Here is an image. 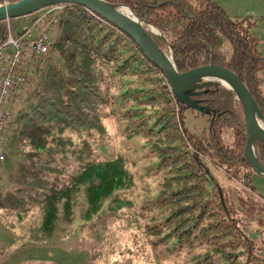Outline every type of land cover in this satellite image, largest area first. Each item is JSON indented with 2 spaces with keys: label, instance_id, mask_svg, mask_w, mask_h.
Instances as JSON below:
<instances>
[{
  "label": "trees",
  "instance_id": "16d2710c",
  "mask_svg": "<svg viewBox=\"0 0 264 264\" xmlns=\"http://www.w3.org/2000/svg\"><path fill=\"white\" fill-rule=\"evenodd\" d=\"M105 1L128 6L141 21L156 28L161 35L152 34L154 41L171 54L178 71L212 63L238 74L253 95L264 126V56L255 49L258 38L222 7L211 0ZM50 8L55 10L50 17L55 36L48 38V49L35 64L39 80L24 93L7 126L9 132L23 122L16 133V144L25 145L19 142L22 140L35 143L19 146L25 159L38 154L33 149H45L55 120L68 136L76 134L74 129L101 133L115 116L122 138H149L173 172L167 178L173 188L162 192L154 206L164 218L146 225L152 240L163 241L170 251L173 247L186 248L204 237L221 249L219 256L238 259L242 253H233L232 246L238 245L235 231H239V212L209 176L213 166L254 192L249 180L254 172L243 153L245 121L235 93L215 82L188 92L192 105L183 103L162 72L120 29L82 5L43 9ZM41 10L0 21V43L9 28L19 35L17 24ZM188 109L207 117L199 135L186 130L184 113ZM229 133L231 142L223 137ZM253 149L264 164V143L254 140ZM18 170L25 172L24 180L32 173L25 161L19 163ZM101 180L102 193L119 189L112 187L116 178L108 172ZM19 185L25 190L26 185ZM17 202L24 203L22 199ZM145 202L148 208L154 203L146 197ZM242 240L238 246L246 250Z\"/></svg>",
  "mask_w": 264,
  "mask_h": 264
},
{
  "label": "rangeland",
  "instance_id": "374dc122",
  "mask_svg": "<svg viewBox=\"0 0 264 264\" xmlns=\"http://www.w3.org/2000/svg\"><path fill=\"white\" fill-rule=\"evenodd\" d=\"M211 1L256 35L255 49L264 56V0ZM8 3L0 0V6ZM54 12V8L42 9L15 30L24 38L46 32L52 39L50 17ZM35 64L31 73L36 83ZM29 90L21 92L20 103ZM184 116L186 130L201 134L206 115L188 109ZM110 123L101 133L74 129L76 134L67 136V130L55 120L45 149H33L38 154L31 160L25 159L20 147L35 143L22 140L19 142L25 145L16 144L23 122L6 130L0 173V264H264V177L256 173L250 177L251 192L210 167L212 182L239 212L237 243L244 239L248 248L232 246L233 253H242L238 259L219 256L221 249L204 237L186 248L168 251L163 241L152 240L146 225L164 218L154 206L162 192L173 188L167 181L173 172L149 138L126 140L119 135L115 116ZM223 137L233 141L231 133ZM24 161L32 170L26 180L25 172L18 170ZM104 172L116 178L112 187L119 189L102 193ZM19 183L26 185L25 190ZM145 197L154 202L150 208ZM19 199L24 201L22 205L17 204Z\"/></svg>",
  "mask_w": 264,
  "mask_h": 264
},
{
  "label": "water",
  "instance_id": "95a60500",
  "mask_svg": "<svg viewBox=\"0 0 264 264\" xmlns=\"http://www.w3.org/2000/svg\"><path fill=\"white\" fill-rule=\"evenodd\" d=\"M62 4L82 5L128 35L151 63L162 72L171 91L181 102L192 105L188 100V92L215 82L232 90L241 104L245 121L244 157L253 172L264 177V164L255 157L253 149L254 140L264 143L261 113L253 95L239 75L224 66L212 63L178 71L171 54H166L152 37V34L161 35L160 32L141 21L128 6L134 18L122 13L118 8L121 4H112L105 0H17L0 6V21L27 16L45 7ZM204 78L210 80L202 82Z\"/></svg>",
  "mask_w": 264,
  "mask_h": 264
},
{
  "label": "built area",
  "instance_id": "2783aa9c",
  "mask_svg": "<svg viewBox=\"0 0 264 264\" xmlns=\"http://www.w3.org/2000/svg\"><path fill=\"white\" fill-rule=\"evenodd\" d=\"M14 35L8 30L0 43V173L4 162L3 146L7 144L5 132L14 116L21 92L31 89L35 79L32 67L48 49V35L38 32L28 38Z\"/></svg>",
  "mask_w": 264,
  "mask_h": 264
},
{
  "label": "bare ground",
  "instance_id": "6f19581e",
  "mask_svg": "<svg viewBox=\"0 0 264 264\" xmlns=\"http://www.w3.org/2000/svg\"><path fill=\"white\" fill-rule=\"evenodd\" d=\"M121 5H119V9L122 11V13H124L125 15H127V16H129V17H132V18H134V16H133V14L131 13V11H130V9L127 7V6H121ZM206 80H210V78H204L203 80H202V82H205ZM31 90V89H30ZM220 98H221V96H220Z\"/></svg>",
  "mask_w": 264,
  "mask_h": 264
}]
</instances>
